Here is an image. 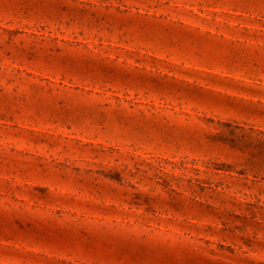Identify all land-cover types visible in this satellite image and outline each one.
I'll return each mask as SVG.
<instances>
[{
  "label": "rangeland",
  "instance_id": "obj_1",
  "mask_svg": "<svg viewBox=\"0 0 264 264\" xmlns=\"http://www.w3.org/2000/svg\"><path fill=\"white\" fill-rule=\"evenodd\" d=\"M0 264H264V0H0Z\"/></svg>",
  "mask_w": 264,
  "mask_h": 264
}]
</instances>
